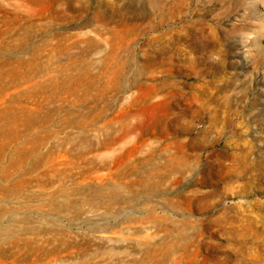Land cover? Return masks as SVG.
<instances>
[{"label": "rangeland", "instance_id": "374dc122", "mask_svg": "<svg viewBox=\"0 0 264 264\" xmlns=\"http://www.w3.org/2000/svg\"><path fill=\"white\" fill-rule=\"evenodd\" d=\"M0 264H264V0H0Z\"/></svg>", "mask_w": 264, "mask_h": 264}]
</instances>
